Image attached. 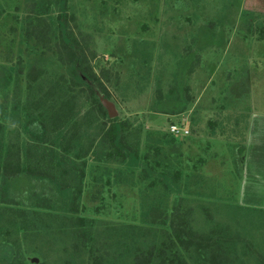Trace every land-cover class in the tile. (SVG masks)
I'll list each match as a JSON object with an SVG mask.
<instances>
[{
	"label": "rangeland",
	"instance_id": "374dc122",
	"mask_svg": "<svg viewBox=\"0 0 264 264\" xmlns=\"http://www.w3.org/2000/svg\"><path fill=\"white\" fill-rule=\"evenodd\" d=\"M33 1L39 0H0L4 142L46 138L40 123L23 129L16 103H25L28 92L34 101L60 76L66 80L62 90L70 80L78 82L27 39L26 24L37 16ZM255 1L264 8V0ZM47 11L54 22L62 12L72 16L75 32L86 38L108 97L96 83L83 82L100 104L111 106V119L138 130L133 139L140 159L126 167L87 158L75 215L90 233L85 246L75 240L68 219L49 208L44 187L19 179L25 205L0 195V264H92L90 247L102 264H132L133 246L160 242L172 216L187 210L184 223L194 234L215 233L221 240L225 264H264V207L241 199L251 118L264 117V35L256 24L264 23V12L249 0H62ZM31 69L39 72L32 83ZM87 110L82 96L74 120ZM172 125L188 135L171 136ZM84 130L73 147L85 149L98 136L93 125ZM260 152L263 167L264 143ZM152 207L160 209L155 226L161 231L135 228L150 225ZM178 250L187 264H209V254L195 245L189 253Z\"/></svg>",
	"mask_w": 264,
	"mask_h": 264
},
{
	"label": "trees",
	"instance_id": "16d2710c",
	"mask_svg": "<svg viewBox=\"0 0 264 264\" xmlns=\"http://www.w3.org/2000/svg\"><path fill=\"white\" fill-rule=\"evenodd\" d=\"M61 1L39 0L38 3L33 1L32 8L37 16L27 22L25 33L28 40L36 42V45H39L45 53L52 54L60 66L70 69L71 76L74 80H78L79 84L70 80L67 88L62 90L66 80L60 76L52 87L43 89L40 95L33 96L34 101H32V93L28 92L29 98L25 103H16L17 112L23 117L24 131L27 133L28 130L34 129L37 123H40L46 133V138L42 141H38L39 138L26 141L10 138V142H4L5 129L0 122V175L2 177L0 195L12 198L17 205H25L24 201L19 198V179L25 177L28 183H36L44 187L50 203L49 208L68 219L69 224L73 225L70 229L74 230L72 234L75 240L85 246L90 233L85 229V220L75 215L79 213L77 199L80 195V182L84 177L86 160L91 158L95 161H111L126 164L128 167L129 161L132 162L131 159H140L137 143L133 139L138 130L129 127L125 122L120 123L117 119L109 118L106 110L96 99L92 86L83 82L82 78L85 79L84 81L96 83L103 94L108 97L101 82L102 79L93 71L91 60L94 59V55L88 50L86 38L82 37L79 32H75L76 25H72L74 21L72 16L69 17L66 12H62L54 22L53 18L47 16L49 12H45V8L49 9L52 4ZM43 15H46V18H42ZM256 24L259 26L262 37L264 23L259 20ZM36 73L39 72L30 70V81L28 80L30 83L36 79ZM82 96L88 103V110L80 121H76L73 118L75 117V106ZM35 113L36 116H34ZM69 124H72V131L70 133L63 131L62 135V130L66 129ZM92 125L98 129V136L89 140L88 147L85 149L77 143L73 147V143L78 140L80 127L86 130ZM15 135L18 137L19 134L16 132ZM74 149H78L79 152L72 154ZM152 183H159L165 187L164 182L160 183L156 179ZM12 185L16 187V190L11 191ZM65 196L69 197L67 202L59 200L60 197ZM173 211H176V208ZM158 213L160 209L152 207L149 210V215L152 216L150 225L135 228L145 232L150 229L157 231L159 228L155 224L159 223ZM188 213L187 210L172 216L168 226L171 230L162 232L160 242L151 241L145 249L141 246H133L132 264H187L184 254L178 248L189 253L192 245H195L197 250H203L209 254V264L227 263L221 240L217 239L215 233L212 238L194 234L189 225L184 223ZM178 222H183V224H178ZM135 228H130L133 235ZM93 250L95 249L91 247L88 250L92 264H102V260L93 254Z\"/></svg>",
	"mask_w": 264,
	"mask_h": 264
},
{
	"label": "crops",
	"instance_id": "0c3cea01",
	"mask_svg": "<svg viewBox=\"0 0 264 264\" xmlns=\"http://www.w3.org/2000/svg\"><path fill=\"white\" fill-rule=\"evenodd\" d=\"M249 1L255 8L264 12V8L259 1ZM250 124L247 154L242 168L241 199L242 203L248 205L252 203L253 206L261 205L264 207V166L259 165L261 158L258 157L261 153V145L264 143V117L253 116Z\"/></svg>",
	"mask_w": 264,
	"mask_h": 264
},
{
	"label": "built area",
	"instance_id": "2783aa9c",
	"mask_svg": "<svg viewBox=\"0 0 264 264\" xmlns=\"http://www.w3.org/2000/svg\"><path fill=\"white\" fill-rule=\"evenodd\" d=\"M170 134L172 135H188V131L182 128H178L176 125H172L169 128ZM181 137V136H180Z\"/></svg>",
	"mask_w": 264,
	"mask_h": 264
},
{
	"label": "water",
	"instance_id": "95a60500",
	"mask_svg": "<svg viewBox=\"0 0 264 264\" xmlns=\"http://www.w3.org/2000/svg\"><path fill=\"white\" fill-rule=\"evenodd\" d=\"M101 105L103 106V108L106 110L107 114H108V117L109 118H113L114 116V112L111 108V106L107 103H101Z\"/></svg>",
	"mask_w": 264,
	"mask_h": 264
}]
</instances>
